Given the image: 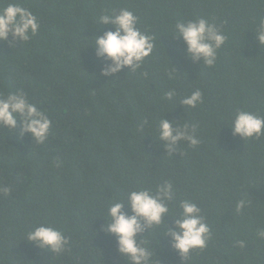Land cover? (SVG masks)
I'll use <instances>...</instances> for the list:
<instances>
[{
	"label": "trees",
	"instance_id": "1",
	"mask_svg": "<svg viewBox=\"0 0 264 264\" xmlns=\"http://www.w3.org/2000/svg\"><path fill=\"white\" fill-rule=\"evenodd\" d=\"M10 2L32 11L40 27L26 42L0 40V96L22 89L52 124L42 143L0 127V188H11L0 192V264H127L102 215L129 191L155 190L165 180L175 191L170 210L195 202L211 238L181 261L164 225L141 233L161 264H264L257 236L264 135L244 139L229 126L238 110L264 117V45L256 39L264 0H2L0 7ZM121 8L139 17L137 27L155 46L140 68L105 76L91 43L114 28L96 21ZM199 17L226 37L212 67L193 62L173 34L178 21ZM196 89L202 103H180ZM164 117L194 127L200 143L178 142L169 155L158 139ZM241 199L248 203L237 211ZM164 219L173 226V217ZM40 223L59 228L68 250L54 255L28 241Z\"/></svg>",
	"mask_w": 264,
	"mask_h": 264
},
{
	"label": "clouds",
	"instance_id": "2",
	"mask_svg": "<svg viewBox=\"0 0 264 264\" xmlns=\"http://www.w3.org/2000/svg\"><path fill=\"white\" fill-rule=\"evenodd\" d=\"M138 21L139 17L126 8L111 14L104 12L98 17V26L110 24L114 28L94 36V42L91 43L96 57L105 61L101 69L102 75H115L126 66L130 70L140 68L144 59L152 54L154 37L142 32L137 27ZM39 27L37 16L21 3L10 2L0 7V40L8 41L10 46L15 45L17 40H30ZM173 34L177 39L183 40L185 52L193 62L202 59V63L208 67L215 64L217 50L226 39L214 23L203 17L178 21L174 25ZM256 39L258 46L264 45V19L257 26ZM174 75V72H170L169 78ZM175 95V89H172L165 93V98L171 101ZM202 102L203 93L199 89L180 100L181 104L191 108ZM51 124L47 112L31 103L22 89L0 96V127L18 131L21 136L30 133L36 142L42 143L49 135ZM229 126L233 135L244 139L264 135V117L254 112L238 110ZM157 131L158 139L165 142L164 147L169 155L177 150L178 142L187 141L192 146L200 143L194 135V127L190 128L188 124L177 126L173 120L165 117L159 121ZM0 192L8 194L11 188L2 187ZM174 199L173 184L165 180L157 184L155 190L151 187L134 189L127 193L126 200H117L107 206L106 213L102 215L106 221L102 226L103 230L115 237L116 251L127 264H161L145 235H140L161 225L165 226L163 234L171 237V246L177 250L181 261L192 249L207 246L211 230L201 214L202 209L195 202L185 199L179 201L180 211L174 214L169 207ZM247 203L245 199L237 201V211L243 209ZM125 205L130 213L125 210ZM166 215L173 217L172 227L166 224ZM257 236L264 239V229L258 228ZM26 239L54 255L68 250V237L51 224H38L26 233ZM158 242L160 244L159 240Z\"/></svg>",
	"mask_w": 264,
	"mask_h": 264
}]
</instances>
